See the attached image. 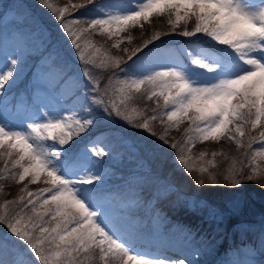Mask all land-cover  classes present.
Segmentation results:
<instances>
[{"label":"snow or ice","instance_id":"snow-or-ice-1","mask_svg":"<svg viewBox=\"0 0 264 264\" xmlns=\"http://www.w3.org/2000/svg\"><path fill=\"white\" fill-rule=\"evenodd\" d=\"M40 2L55 14L81 61L114 71L101 88L100 81L85 70V91L69 107L49 110L41 105L17 122L7 116L0 118V160L4 164L0 180L20 184L27 178L15 199L0 203V224L6 225L11 236L23 242L40 264H93L97 259L100 264H185L184 259L134 251V238L121 232L94 195L103 176L96 170L93 157L105 155L106 150L98 141L73 150L70 141L95 124L97 110L107 117H121L152 136L156 133L151 121H166L172 128L187 120L185 140L170 147L176 150V159L184 169L199 173L198 185L224 182L236 186L264 179V167L257 162V157L264 158V131L258 137L251 135L258 127L264 128V0H131L128 6L84 0L71 7L78 11L92 5L96 15L83 20L70 14L66 18L68 9L56 8L48 0ZM154 15H167L172 32L181 21L185 25L194 21L191 30L185 27L178 35L203 34L215 42L210 45L215 54L193 44L188 55L194 67L162 63L151 50L144 51L169 34L156 32L130 52L123 49L127 61L132 62L128 64L120 56L102 53L86 38L98 32L111 40L129 27L149 22ZM122 42L117 39L112 47L118 48ZM19 63V56L12 55L0 70V94L6 85L11 86ZM142 86H146V98L156 103L151 116L135 108L129 110L128 102ZM222 137L243 148L248 163L242 159L239 167L233 163L219 175L209 171L215 167L213 160L195 169L189 166L192 157L188 149L194 142L219 141ZM157 139L169 143L163 134ZM253 143L262 146L249 152ZM205 155L201 152L198 159ZM245 168L249 170L245 172ZM41 179L48 187L28 191V184ZM135 203L130 201L125 207ZM26 257L27 252L21 249L14 264H30ZM0 264L7 262L0 260Z\"/></svg>","mask_w":264,"mask_h":264},{"label":"rangeland","instance_id":"rangeland-1","mask_svg":"<svg viewBox=\"0 0 264 264\" xmlns=\"http://www.w3.org/2000/svg\"><path fill=\"white\" fill-rule=\"evenodd\" d=\"M48 2L56 8H67L66 18L69 17V14L73 18L78 17L81 20L96 15L92 11V5L78 11L71 7L75 4H82L84 0H48ZM97 2L99 4L118 2L128 6L131 0H97ZM193 26L194 21H189L187 25L181 21L176 31L172 32L167 15H154L150 17L149 22H142V26L129 27L126 31L121 32L119 37H113L111 40L98 32L86 35V38L100 47L102 53L107 52L113 56H120L128 64H131V61H127V54L123 49L127 48L130 52L133 48L142 45L145 40L151 39L156 32L169 33L162 35L159 40L153 41V43L174 42V45L180 49L161 45L158 49L154 48L151 51L161 58L162 63L181 65L183 62L184 66L192 68L194 66L191 65L188 49L182 45L185 43L183 41L192 38L208 39L203 34H197L196 37L178 35L185 27L191 30ZM129 36L132 38L131 41L126 39ZM117 39L123 42L118 48L112 47ZM81 43L83 44V41ZM214 43L211 42V44ZM150 45L144 49L145 52L149 51ZM12 55H18L20 63L13 81L10 82L11 86L6 85L4 92L0 94V118L7 116L13 122L24 119L27 113L41 105L47 106L49 110L71 106L67 103L68 98L73 93L77 97L85 91L83 85L88 82L84 75L85 70L91 77L100 81L101 88L104 87L114 71L113 69L101 70L81 61L77 49L71 43V38L63 31L59 21L55 19V14L41 4L40 0H0V70H3V66ZM137 55L139 56L140 53ZM85 56L87 59V51ZM135 59L133 57V60ZM62 81H69L74 85L68 87L70 90L66 93L63 92L61 98L56 100L54 94L57 93H53V90ZM113 83L115 84L114 77ZM145 87L142 86L143 96L138 93L133 95L134 100L129 101V110L135 108L138 111H143L146 116H151L152 109L156 108V103L154 100L146 98ZM133 116L135 117V113ZM95 123L98 125L97 129L94 124L84 134L73 137L70 144L75 150L98 141V146L102 145L106 150L105 155L93 157L97 164L96 170L103 176L102 181L97 182V191L94 195L107 209L110 219L123 234L125 230L133 232L129 224L132 225L133 222H130L136 219V216L142 217L143 214L152 219L151 212H149L151 205L149 206V204L156 198H162V205L166 210L165 213L161 212L163 215L171 212L182 219L189 216L194 219L195 225L205 231L212 232V229H217L222 234V241L216 245L210 239L203 240L200 242V247H194L192 250L185 246L187 243L181 244L185 246L182 250L183 254L186 253L185 257H181L179 250L171 244L172 241L169 238L165 239L163 246L159 242H154L155 246L151 249L153 251L166 250L165 246H170L171 250L166 253L164 251L168 255V257L164 256L165 258L184 259L185 264H255L253 262L259 258V253L254 249L252 252L251 247H248L250 249L246 247L240 253V257L237 254V257L233 259L231 258L233 251L224 254L222 245L226 236H232L236 232L241 235L247 234L249 238L257 237L262 251L260 256L262 253L264 254V179L244 181L236 186L224 182L215 185L210 183L198 185L196 176L199 173L195 171L189 173L184 169L176 159V150L170 146L166 147L162 141L157 139L159 135L163 134L166 139L178 144L182 143L185 140V129L188 127L187 120H184L178 127L172 128H168L166 121L164 123L159 119L151 121V128L156 136H152L143 129L132 128L133 126L127 122L124 125H122L123 122L118 125L113 117H107L99 110L96 112ZM132 129L137 132L131 133ZM261 131H264V128L258 127L251 132V135L258 137ZM47 144L51 146L52 142L49 141ZM261 146L260 143H253L249 152ZM188 152L192 157L189 161L190 167L195 169L201 164H206L208 160H213L215 167H209V171L218 175L225 172L233 163L239 167L242 159L248 163L243 155L244 149L238 148L235 141L229 140L227 137H222L219 141H196L190 146ZM201 152L206 154L202 160L198 159ZM214 152L219 155L213 157L212 153ZM257 162L264 167V158L257 157ZM3 166V160H0V167ZM244 170L247 172L249 169L245 168ZM169 177L174 180L172 181ZM25 183H27V178L20 184L10 179L0 180V203L5 199H15ZM43 187H48V185L41 179L35 184H28V191H37ZM170 188H173L172 192L184 190L183 192L187 194L185 210L181 209L179 203L172 201L169 205L167 204L165 200ZM176 194L179 195V193ZM179 197L184 198L182 195ZM249 198L253 203L246 210L245 204L248 203ZM129 201H136V203L134 206L126 208ZM157 222L159 223L160 220ZM155 227L153 226L152 231L156 234ZM173 228L176 233L180 227L173 225ZM250 232L253 234L249 236ZM156 239H161L159 233L156 234ZM146 242L147 247L152 245L151 241ZM178 246L180 247V245ZM142 248L149 250L144 246ZM21 249L27 252L26 259L30 261V264H40L38 258L28 251L23 242L12 237L6 225L0 224V260L6 261L7 264H14L17 253ZM197 250L200 251L197 252ZM93 264H100V262L97 259Z\"/></svg>","mask_w":264,"mask_h":264},{"label":"trees","instance_id":"trees-1","mask_svg":"<svg viewBox=\"0 0 264 264\" xmlns=\"http://www.w3.org/2000/svg\"><path fill=\"white\" fill-rule=\"evenodd\" d=\"M61 86L64 88L65 87V84H61ZM138 95H141V93H138ZM135 98H138V97H135ZM139 99V98H138ZM72 103V102H71ZM114 119H115V121H116V123L118 124V125H121L122 124V122H123V124L122 125H124L125 124V122H127L126 120H123L122 121V118L121 117H117V116H115L114 114H113V116H112ZM127 124H129L128 122H127ZM98 128V125H97V123H95V129H97ZM132 128H135V127H132ZM131 129V128H130ZM131 133H136L137 131H134L133 129L130 131ZM85 133V132H84ZM84 133H81V134H84ZM81 138V137H80ZM167 140H168V144L167 145H165L166 147H168V146H170L171 145V143H173V141L172 140H170V139H168L167 138ZM106 146H108L109 147V145H106ZM162 149H163V147H161ZM245 184V183H244ZM246 193V192H245ZM246 206L247 207H249L250 206V204H246Z\"/></svg>","mask_w":264,"mask_h":264},{"label":"bare ground","instance_id":"bare-ground-1","mask_svg":"<svg viewBox=\"0 0 264 264\" xmlns=\"http://www.w3.org/2000/svg\"><path fill=\"white\" fill-rule=\"evenodd\" d=\"M204 163H205V161H204ZM198 251H200V250H197V252H198ZM197 252H196V253H197Z\"/></svg>","mask_w":264,"mask_h":264}]
</instances>
